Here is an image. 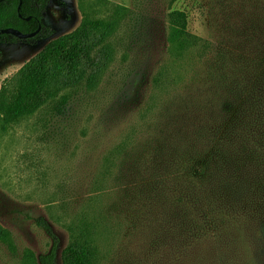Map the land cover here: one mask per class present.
<instances>
[{"label": "rangeland", "instance_id": "1", "mask_svg": "<svg viewBox=\"0 0 264 264\" xmlns=\"http://www.w3.org/2000/svg\"><path fill=\"white\" fill-rule=\"evenodd\" d=\"M174 9L203 48L172 50ZM85 16L117 21L96 87L0 128V264H61L82 214L95 264H264V0H50V36L0 42V85Z\"/></svg>", "mask_w": 264, "mask_h": 264}, {"label": "trees", "instance_id": "2", "mask_svg": "<svg viewBox=\"0 0 264 264\" xmlns=\"http://www.w3.org/2000/svg\"><path fill=\"white\" fill-rule=\"evenodd\" d=\"M50 0H0V29L12 27L24 33L40 30L31 38H45L52 31L44 24V13ZM112 18L83 17L72 31L49 40L37 53L24 62L0 85L1 129L33 114L64 90L84 83L88 89L96 87L104 71L113 60V48L108 38L116 28ZM19 39L0 33V42ZM167 40L172 50L203 48L200 37L188 31L185 11L174 9L168 13ZM155 77V82L159 81ZM49 234V227L38 221ZM69 242L61 252V264H95L98 256L94 219L82 214L67 225ZM0 242L14 249L10 233L0 225ZM23 264H35L33 254L24 250ZM53 248L37 258L38 264H54Z\"/></svg>", "mask_w": 264, "mask_h": 264}, {"label": "water", "instance_id": "3", "mask_svg": "<svg viewBox=\"0 0 264 264\" xmlns=\"http://www.w3.org/2000/svg\"><path fill=\"white\" fill-rule=\"evenodd\" d=\"M39 30H40V27H38L33 32L24 33V32H22V31H20L18 29H15V28H12V27H8V28L0 29V33L11 34V35L15 36L18 39H27V38L34 37L38 33Z\"/></svg>", "mask_w": 264, "mask_h": 264}]
</instances>
